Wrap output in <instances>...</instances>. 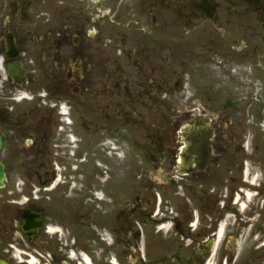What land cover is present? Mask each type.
<instances>
[{"label": "flooded vegetation", "instance_id": "flooded-vegetation-1", "mask_svg": "<svg viewBox=\"0 0 264 264\" xmlns=\"http://www.w3.org/2000/svg\"><path fill=\"white\" fill-rule=\"evenodd\" d=\"M182 1L0 0V264H250L248 253H258L238 248L264 181L248 184L262 163L229 115L233 90L223 102L218 90L225 76L232 81L225 9L221 0H188L187 52V36L168 37L165 15L172 10L178 28ZM256 1L241 13L242 54L261 66L264 1ZM171 51L192 65L196 84L183 121L212 123L209 160L190 172L181 167L188 145L171 103ZM126 69L146 75L131 82ZM149 99L159 126L140 163L111 164L107 179L92 171L99 165L59 166L67 124L80 141L93 139L80 157L97 156L111 138L100 147L96 135L112 117L127 122L128 102L145 116Z\"/></svg>", "mask_w": 264, "mask_h": 264}, {"label": "rangeland", "instance_id": "rangeland-1", "mask_svg": "<svg viewBox=\"0 0 264 264\" xmlns=\"http://www.w3.org/2000/svg\"><path fill=\"white\" fill-rule=\"evenodd\" d=\"M258 1L263 2L264 0ZM219 4L225 9L232 81L229 80L227 76H225L226 79H222V81H220L221 85L218 90H221L222 92V102L225 99L223 95L229 93L230 89L233 90V95L231 98L234 100L235 112L234 114H228L232 116V121L234 122L237 135H247L246 141L249 145L248 151L256 152L252 156V159L255 160L256 163H262V168L257 170L259 178L256 184H259V181H264V64L261 62L262 65L257 66V64L255 65V60H251L252 62H250L248 59H245L246 57H244L242 54V44L245 39V36H243L245 27L243 22L245 20L243 18L244 14H241L246 10L253 9V6H257L258 3L256 0H221L219 1ZM180 6V16L182 17V22L178 28L174 27V25L177 24L176 20L178 17H174L176 14L172 10H166L165 15L168 19H172L171 26H173L168 27V37H176L180 35L187 36L185 38L188 41V47L185 46V49L187 52H189L192 49V47L189 46V44L192 42V32L187 34L186 31L188 32L187 29L191 28V21L188 18L186 19L184 16L191 15L192 10L189 6L188 0L182 1ZM247 13L249 15H255L254 13ZM129 23V27H131L134 22L129 21ZM171 30L177 31V33L172 32ZM181 54L182 53L180 52L177 53L171 51L169 55L171 60L170 71L172 72L173 77L174 92L171 98V103L173 105V114H175V120L178 127H180L184 122L183 119L185 113L183 110L186 108V104L188 103L187 96L193 95L192 92L195 91H192V88L193 86L196 87L193 77H189V73L186 72L187 69H192V65L183 68L181 62L182 60H180ZM129 63L132 65L131 62ZM123 73L126 80L131 82H134L136 76L146 75L143 72H134L133 69H126ZM218 73L219 78L224 77V75H221L219 71ZM175 79H179L177 82L179 84L176 83ZM147 104L149 105L148 110H145L147 113L145 116H142L141 114L136 115L132 113L133 108L137 107L136 102H128V114L132 115L130 116L131 118H129L127 122H121L116 125L114 120L117 117L113 116L111 119L112 122H110V125L104 134L96 135V138L99 139L97 142L99 144L98 146L100 147L102 141L107 140V138H112L113 143L120 145V154L112 155L110 153H106L104 150H101L100 152L104 156L103 158L100 157L99 154L97 156H93L92 154L94 161L92 157L89 156L87 158L89 161L83 162L81 167L85 170L90 168L92 165L96 167V165H98L97 159H99L101 160L99 162L102 164V166L100 165L101 167H99V169L93 168L92 171L97 172L98 170H101L103 172L102 174H104L103 176H106L104 178L107 179L109 165L111 164H115L116 169L119 170L123 168L120 167L119 164H129L130 162L140 163V161L143 160L142 150L148 149L149 147L147 144H150L147 134L152 133V136L155 137V133H158L157 126H159L155 120L157 114L155 111H153V106L150 103V99L148 100ZM141 116L142 118H140ZM144 122H146L148 126L144 125ZM84 139L85 141H80L78 143L76 148L77 150L84 151L86 147L94 144L92 142L93 139L88 135H86ZM63 150L66 152V156L62 161H60L62 164H59L58 161V164L61 168H64V164L69 167V161L67 160L69 157L67 152L69 151L66 149ZM107 159H109L108 162L106 161ZM248 184L251 185L250 183ZM262 184H264V182ZM251 186L254 187V185ZM262 192L263 193L259 194V200L255 199L254 201L255 205L253 206L259 207L257 208L254 218H252L248 224H245L246 235L243 234L239 238V249L247 247L248 250H251V247H258L256 249V252H258L257 254L253 253L250 256L248 253V260L250 264H264V191ZM259 195L256 194V196ZM246 211H249V208H246Z\"/></svg>", "mask_w": 264, "mask_h": 264}, {"label": "water", "instance_id": "water-1", "mask_svg": "<svg viewBox=\"0 0 264 264\" xmlns=\"http://www.w3.org/2000/svg\"><path fill=\"white\" fill-rule=\"evenodd\" d=\"M189 125H192V128H188L186 127L184 129V132L182 134L185 135V140L186 141H192L193 139H199V140H204V146H202V149H206L204 150L202 153H199L198 155L200 156H204L205 158L203 159V161L199 162V163H188L186 161V163H184L186 166H190L193 167V169L196 167H204V164L206 163V157L208 156V151H209V141L211 139V133H210V123H209V119H202L199 121H192L188 123ZM184 156L186 157H190L192 155H190L189 153H185ZM3 170L2 167H0V186L2 185V178H3Z\"/></svg>", "mask_w": 264, "mask_h": 264}, {"label": "bare ground", "instance_id": "bare-ground-1", "mask_svg": "<svg viewBox=\"0 0 264 264\" xmlns=\"http://www.w3.org/2000/svg\"><path fill=\"white\" fill-rule=\"evenodd\" d=\"M247 196H248V198H249V197H251V195H250L249 193H248V195H247Z\"/></svg>", "mask_w": 264, "mask_h": 264}]
</instances>
